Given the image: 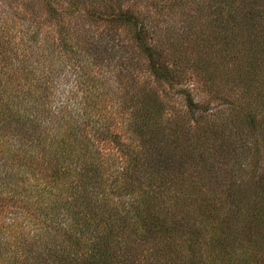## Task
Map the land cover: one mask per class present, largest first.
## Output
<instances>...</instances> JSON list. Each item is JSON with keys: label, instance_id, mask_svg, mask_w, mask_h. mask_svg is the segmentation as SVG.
I'll list each match as a JSON object with an SVG mask.
<instances>
[{"label": "trees", "instance_id": "1", "mask_svg": "<svg viewBox=\"0 0 264 264\" xmlns=\"http://www.w3.org/2000/svg\"><path fill=\"white\" fill-rule=\"evenodd\" d=\"M125 2L73 1L72 15L83 6L94 26L104 24L101 38L91 47L83 38L74 39L60 22L62 15L50 11L62 51L55 65L48 63L45 52L37 53L44 48L53 54L49 43L38 44L35 53L30 43L32 53L14 56L21 65L13 69L5 53L12 50L10 41L0 40V147L9 150L0 157V264H264V166L258 171L264 160V82L251 79L259 90V108L237 112L247 127L243 130L227 123L218 130L215 125L221 126L224 118L207 116L208 109L190 91L181 90L186 113L170 105L168 109L156 92L124 91L141 101L131 112L120 91H113L110 77L121 86L123 82L119 75L112 76V63L125 70L143 61L156 83L171 88L183 81L186 71L179 69L183 59H168L149 43L157 28L152 26L154 16L122 9ZM47 3L55 9L53 0ZM110 4L119 9H100ZM225 4L240 9L227 18V30L250 22L252 34L264 39V15L255 2ZM123 28L133 32L132 39L143 48L138 57H128L132 49L120 37ZM247 49L242 58L248 63L243 65L257 72L264 54L253 59V48ZM47 65L54 69L47 72ZM206 66L209 78L226 74L212 71L217 64ZM59 90L58 99L51 100ZM118 109L130 110L124 114V135L115 127ZM251 147L258 152L252 161L257 169L240 185L232 179V157L238 149L245 156ZM109 180L114 185L109 191L129 202L111 197ZM23 185H28L23 192L30 199L49 196L55 215L43 203L19 211ZM238 211L244 224L235 231ZM37 212H45L44 223H38L39 238H33L36 233L16 237ZM158 230L160 245L150 251L142 244ZM25 251L27 255L20 256Z\"/></svg>", "mask_w": 264, "mask_h": 264}, {"label": "rangeland", "instance_id": "2", "mask_svg": "<svg viewBox=\"0 0 264 264\" xmlns=\"http://www.w3.org/2000/svg\"><path fill=\"white\" fill-rule=\"evenodd\" d=\"M74 1V0H73ZM72 0H53V7L50 9L47 6V0H0V40L3 44L10 41L12 50L5 52L8 55V60L13 62L11 67H19V63L16 61L14 56H20L21 52L30 54L32 53L30 43H32L34 53L39 49L38 44L49 43V47L55 50L53 54L43 50L39 52H45L48 58V63L55 65L57 58L62 56V51H59L60 40L58 39V33L55 32L51 25H55L49 19L50 11L56 10L62 16L60 22L64 24V27L72 33L74 39L83 38L86 45L94 42L101 38V32L104 29V24L100 23L98 26H94L88 15H86V9L83 6H79L77 16L71 14L75 11V7L72 6ZM124 5H121L122 9H131L134 13H139L144 16H154V23L152 26L157 25L155 34L149 36V43L154 44L157 48H161L160 51L166 53L168 59H175L180 57L183 63H180L179 69H185V77L181 83L173 88L169 84L164 83L161 85L156 83L151 76L143 61L137 60L132 64V67L127 66L125 70H120L115 63L111 64L112 76L119 75L122 78L123 86H121L119 80L111 78L113 84V91H120L121 97L124 103H128L131 106V112L136 111L141 101L139 97L131 98L126 95L128 92L132 94L134 91L146 90L147 92L153 91L162 98L165 103L180 109L182 113H186L185 96L181 93L182 91H190L197 103L202 104L208 110L205 111L206 115L221 116L223 124L220 126L218 122L215 127L218 130L225 127L226 124H231L233 127L239 125L241 129H247L245 124L239 117L238 111H244L250 107L252 110L259 108L258 101V89L254 88V81L251 79H257L259 77L261 82H264V63L260 64L257 68V72H252V68L244 58L248 54L247 47L253 48V59L260 58L261 54H264V39L259 40L255 34H252L250 28L253 23L246 22V24L237 25L235 30L228 28L230 21L227 20L230 16H237L240 9H228L226 4L222 6L225 0H219V3H215V0H125ZM255 2L257 11H261V15H264V0H251ZM221 8H219L220 6ZM219 6V7H218ZM119 9L116 5H104L100 7L101 10ZM105 8V9H102ZM106 12H110L106 10ZM85 13V14H84ZM151 17V16H150ZM259 24V23H257ZM264 28V24L261 25ZM2 29V30H1ZM51 31V33H48ZM33 34L35 35L34 38ZM120 34L125 43L131 47L132 52L128 57L139 56L142 53L143 48L139 43L134 41L133 32L125 28L120 30ZM151 37V38H150ZM256 39V41H255ZM31 41V42H30ZM161 43V44H160ZM92 44V45H93ZM29 45V46H28ZM257 46V47H256ZM38 47V48H37ZM257 48V49H256ZM49 49V51H50ZM247 50V51H246ZM13 55V57L11 56ZM244 55V58L242 56ZM52 56V57H50ZM6 59V57H3ZM209 58V59H208ZM140 59V58H137ZM7 60V61H8ZM23 63V61H22ZM217 64L216 68L212 71L225 72L223 77L219 75L209 78L208 67L206 65ZM16 67V68H17ZM15 68V69H16ZM177 70L178 68L175 67ZM49 69H54L47 65V72ZM56 71V70H55ZM55 71L52 77L55 76ZM39 74H42L38 71ZM213 73V72H212ZM211 74V73H210ZM228 79V80H227ZM224 80L225 83L221 84ZM126 93H125V92ZM58 92V93H57ZM62 90L56 91L50 96L51 100L58 99L61 95ZM119 94V95H120ZM127 96V99L126 97ZM260 98V97H259ZM130 110H117V114L112 110L114 117H116V131L122 135L126 134V116L125 113ZM203 111L198 112L201 115ZM127 115V114H126ZM62 114L60 115V117ZM113 117V116H111ZM113 117V118H114ZM176 118H179L175 116ZM182 117V116H181ZM216 120V117H213ZM54 120L53 124L57 123ZM115 121V120H114ZM193 122V119L191 120ZM233 139L227 140L228 143H232ZM9 151L0 147V157L5 155ZM245 156L241 154V150L232 157L231 167L233 170L232 179L238 184L247 183V179L250 174L251 177L254 175L257 165L253 164V158L258 155V152L254 148L246 150ZM213 154V152H211ZM210 154V155H211ZM7 156V154L5 155ZM213 158L214 161L219 159L218 156ZM111 166V165H110ZM264 166V160L261 161V166L258 167V171H262L261 168ZM2 167V163L0 164ZM213 167V166H212ZM1 169V168H0ZM3 168L0 170L2 172ZM13 169L11 168V171ZM259 174V172H258ZM0 175H3L0 173ZM212 179L214 177L211 176ZM215 180V179H214ZM259 184V179L255 180ZM241 182V183H240ZM112 181L109 180L106 185L108 192L109 189L114 187L111 185ZM261 184H259L260 186ZM28 185H23L22 196L20 202L19 211L24 212L32 208H40L39 203H43V208H46L48 212H55L53 209L50 210L51 206L49 203V196L41 197L35 196L30 199L23 189ZM38 193V192H35ZM111 194L114 200H122L127 203L126 197L122 198L118 196V192ZM24 205V206H23ZM23 206V207H22ZM26 208V209H25ZM46 212V210H45ZM45 212H37L36 215L28 221V228L24 233L16 235L19 236H31L38 232V227H41L38 223H44L42 216ZM242 212L238 211L237 222L235 225V231L241 230L244 224V218L241 217ZM61 218V217H60ZM2 219V218H1ZM58 220V216L56 221ZM229 231V230H228ZM232 230V233H235ZM264 232V229H263ZM143 234H145L143 232ZM55 235V231L52 232ZM140 234H138L139 236ZM223 235V233L221 234ZM37 233L34 234L33 238L36 237ZM53 237V236H52ZM149 242L142 244L145 248L150 251H156L161 241V232L158 230L153 236L147 235ZM32 238V239H33ZM27 245V243H26ZM24 250H22L23 252ZM257 255V250L255 249ZM20 256L27 255L26 251ZM185 256L189 255V250H184ZM19 256V257H20Z\"/></svg>", "mask_w": 264, "mask_h": 264}]
</instances>
